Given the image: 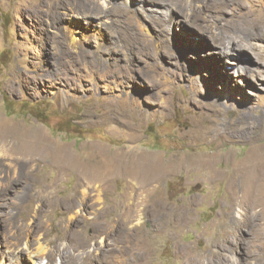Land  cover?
<instances>
[{"label":"rangeland","instance_id":"374dc122","mask_svg":"<svg viewBox=\"0 0 264 264\" xmlns=\"http://www.w3.org/2000/svg\"><path fill=\"white\" fill-rule=\"evenodd\" d=\"M232 8L261 54L220 46ZM263 17L264 0H0V264H32L24 242L36 264H264V171L243 176L264 158Z\"/></svg>","mask_w":264,"mask_h":264},{"label":"bare ground","instance_id":"6f19581e","mask_svg":"<svg viewBox=\"0 0 264 264\" xmlns=\"http://www.w3.org/2000/svg\"><path fill=\"white\" fill-rule=\"evenodd\" d=\"M231 13L233 15H236L239 18L240 25H238L237 30L235 32H233V34H231L229 36H225V37L223 36L222 39L219 40V43L221 44L220 46H226L225 49L227 50L226 52H228V53H233V50L235 48H237V49H249L252 52L258 50L259 51L258 54H261L263 50H261L260 46L258 44H256L252 39L253 36L258 35V33L254 32L252 29L247 28L246 22H245L246 18H243L244 12H237L236 8H232ZM249 25L254 26L255 28L264 30V17L261 18V22L258 24H257V22H254L253 20L249 21ZM254 37H256V36H254ZM53 80H54V78H53ZM4 138H5V136H4ZM12 145H13V143L10 144L9 149L12 148ZM45 145H47V144H45ZM24 155H26V153H24ZM255 155L257 158L264 157L263 156L264 153H257ZM247 160H249V158ZM117 163H119V162H117ZM262 171H264V158L263 159H255L254 161L245 165V168L243 170V176L244 177L251 176V177L255 178L256 175ZM251 180H253V179H251ZM140 235H141V230H138V232L136 231V234L134 236L132 235L128 238L129 251H132V249L134 247L140 246V244H141V240L139 239ZM29 248H30V246L26 242H24L23 248H19L18 251L21 254L23 253L21 250L27 251L28 261H31L32 264H36L40 260L41 254H43L45 252L44 245L40 242V243L35 244V246L33 248H30V249ZM219 252H221V249L219 250ZM213 256H214V251L212 250L210 252L209 258L213 259L215 257V256L214 257ZM50 263H52V262H50Z\"/></svg>","mask_w":264,"mask_h":264}]
</instances>
